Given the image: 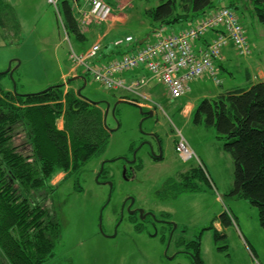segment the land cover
Instances as JSON below:
<instances>
[{
	"label": "rangeland",
	"instance_id": "374dc122",
	"mask_svg": "<svg viewBox=\"0 0 264 264\" xmlns=\"http://www.w3.org/2000/svg\"><path fill=\"white\" fill-rule=\"evenodd\" d=\"M5 1L13 6L20 22L21 39L18 37L10 42L0 36V81L4 88L13 89L15 86L18 93L27 94L64 83L68 89L83 86L82 95L92 101H108L111 98L109 94L115 92L117 97L123 94L131 96L136 102L147 105L145 107L159 105L161 115L173 128V132L184 137L194 152L193 158L188 161L172 158V152L161 160H154L150 155L149 145L143 144L137 151L134 164L138 169L132 179L123 176L121 159L107 162L105 167L113 174H109L111 177L108 178L113 181L109 200L110 185L96 180L102 160L115 157L128 160V157L133 156L132 147L136 149L143 140L148 139L145 135L148 120H144L140 127L142 113L137 104L120 102L115 114L110 109L107 116L109 125L117 126L119 122L120 127L113 132L102 155L88 162L77 179L58 185L64 176V173H60L53 180L59 187L53 199L49 194L48 202L53 203L54 216L61 222V236L56 241L55 254L43 264H196L195 249L178 252L174 245L169 249L165 246V238L163 240L162 237L165 235L167 238L169 234L167 224L158 223L159 232L156 233L150 219L131 220L127 210L116 235L105 236L100 228L101 215L105 232L115 231V219L122 201L128 195L134 197L135 207L146 210L151 208L157 215L178 223L175 236L179 235L180 228H184L187 239L196 236V240L200 241L203 264L264 262V229L259 221L258 208L248 199L229 194L234 181V162L231 155L223 149V140L217 137L213 126L204 122L196 123V110L192 115L180 110L184 100L189 102L190 99L198 103L203 97L215 96L222 88L246 85L245 67L248 65V58L252 68L258 63L264 64V24L254 15L251 1L236 0L239 6L236 8L231 4L234 0H214V7L223 4L233 7L248 31L250 44L257 41L259 47H251V57H234L232 66L227 68L229 72L218 70L223 80L221 85H216L211 80L202 83L195 81L190 84L192 91L178 99L171 98L169 91H165L164 86L156 79L149 84L150 89L130 82H125L124 86L117 87L116 90L106 89L91 75L86 76V83L82 79L68 82L83 67L73 60V52L86 54L96 43L101 45L104 40L97 38L96 33L109 24L112 13L106 14L102 20L91 16V21L105 25L101 29L97 23L85 25L86 39L79 40L64 26L61 0L55 3H50L49 0ZM107 1L117 7V12L123 14L119 20L128 21L126 26L118 28L119 31L121 29L120 37L131 34L142 38L150 34V22L144 11L157 5V2ZM243 6L246 14L251 15L250 18L242 17ZM94 26L98 27L95 29ZM180 27V24H176L172 29L177 31ZM151 38L150 36L148 39ZM108 39L104 45L102 43L103 52H108L107 48L112 47ZM125 45L126 42L122 47ZM99 54L93 59L98 58ZM88 61L92 64V57ZM10 63L11 69H14L12 75L4 72ZM134 73L135 71H126L123 78L127 81L126 76ZM126 86L131 87V90H123ZM98 105L103 109L105 117L107 106L103 103ZM59 125H64L63 119L59 120ZM172 149L177 153L174 146ZM194 167L197 172L193 182L197 188L182 190L184 185L180 173ZM201 169L205 173L203 176ZM105 178H100V181ZM227 217L231 218V223L226 221ZM150 232L154 234L151 235ZM248 246L257 248L262 254L261 259L256 250L251 253Z\"/></svg>",
	"mask_w": 264,
	"mask_h": 264
},
{
	"label": "trees",
	"instance_id": "16d2710c",
	"mask_svg": "<svg viewBox=\"0 0 264 264\" xmlns=\"http://www.w3.org/2000/svg\"><path fill=\"white\" fill-rule=\"evenodd\" d=\"M147 1L157 2L144 11L152 30L186 26L216 8L214 0ZM250 1L254 15L264 24V0ZM75 2L82 5L84 0H61L62 19L68 30L84 40L86 32ZM231 4L239 8L238 1ZM0 36L10 42L21 39L20 22L5 0H0ZM122 44L116 46L123 50ZM130 45L140 46L139 39L135 37ZM112 94L113 101L117 94ZM119 97L133 99L125 94ZM199 102L194 109L196 123L215 128L234 162L229 194L255 205L264 229V80L249 87L224 88ZM98 104L66 89L64 83L21 94L14 87L4 88L0 81V264H43L55 254L61 222L54 216L49 194L53 199L59 184L77 179L83 167L106 150L114 132L108 120L104 123ZM62 118L64 125L60 127ZM196 172L194 167L180 173L182 190L197 188L193 182ZM60 173L64 176L54 184ZM195 245L196 264H203L200 241Z\"/></svg>",
	"mask_w": 264,
	"mask_h": 264
},
{
	"label": "built area",
	"instance_id": "2783aa9c",
	"mask_svg": "<svg viewBox=\"0 0 264 264\" xmlns=\"http://www.w3.org/2000/svg\"><path fill=\"white\" fill-rule=\"evenodd\" d=\"M49 1L57 2V0ZM86 2L89 9H81L80 13V21L83 24H89L92 17L102 20L106 14H111V6L103 0H86ZM224 22L228 23L230 34L239 46L240 52L246 53L248 51L247 42L235 14L228 9H220L180 32H168L161 28L155 32L151 42L136 52L125 54L97 66L90 64L88 59L90 57L93 59L97 55L101 48L100 43H96L86 54L73 52L72 57L73 60L78 61V64L83 65L84 71L90 73L94 80L108 88L124 86V80L117 75L139 64H145L151 73L163 82L172 97H180L190 91L192 80L212 72L214 59L220 56L223 44L221 38H218L207 48H202L199 53H196L192 41L212 27ZM127 40H131V36ZM214 79L218 82L216 78ZM139 83L135 82L137 85ZM177 151L183 160L194 156L193 150L183 138L177 144Z\"/></svg>",
	"mask_w": 264,
	"mask_h": 264
},
{
	"label": "flooded vegetation",
	"instance_id": "af4514ba",
	"mask_svg": "<svg viewBox=\"0 0 264 264\" xmlns=\"http://www.w3.org/2000/svg\"><path fill=\"white\" fill-rule=\"evenodd\" d=\"M110 96H112V94H109ZM111 98L108 99V101L110 102L111 106H112V102L110 100ZM159 105H154L152 107H144V114H142V117H146L144 120H148V125L147 128L145 129V135H147L148 139L143 140L144 144H148L149 145V150H150V155H151V146L153 147V150L155 151V153L157 154L159 152V143H161L163 145V156H161L159 159L161 160L162 158H165L168 154H170V152H172L171 155L172 158L177 159L178 161H181L180 157L178 156L177 153H175L172 149L173 146L175 148V141H176V134L173 132V128H171L169 126V124L166 122V120L163 118V116L160 113V110L158 108ZM161 107V106H160ZM151 144V145H150ZM172 149V150H171ZM151 157L154 160H157V157H154L151 155ZM131 160L132 157H128ZM123 161V166H126V173L125 175L123 174V176L126 179H132L133 174L137 171L138 167L135 166V164H131L130 162H126L125 159H121ZM104 160H102L103 162ZM101 162V163H102ZM106 164V163H105ZM106 169L105 165H104V169L101 173V175L103 176V178H105V176H110L113 175L112 173H110V170L107 171L106 174H103L104 170ZM124 170V167L122 168ZM107 170V169H106ZM187 171V170H186ZM98 173V172H97ZM122 173V172H121ZM110 174V175H109ZM111 177V176H110ZM104 181H108V180H112V179H102ZM113 189V188H112ZM130 195L126 196V198H124V200L122 201V204L120 206V211H119V217H117L115 219V223L113 226V229L115 231L113 232H109V233H105V236H109L112 237L114 235H116L118 228L120 227V225L123 223L124 218H125V212L127 210V212L129 213L130 210H134L135 209V213L134 218H141L138 209L139 207H135L134 204L130 207V209H128V206L130 205V198H128ZM148 211L154 212L156 215L155 217H153L150 213L146 214ZM123 213V217H121V214ZM137 214V216L135 215ZM143 214H146V217H144V220H148L150 219V223L153 224V226L156 228L157 232H159V227H158V223H160V225L162 224H167L169 226V234L167 236V238L165 237V235H163V240L165 238V243L167 246V248H171L172 245H174L177 249L178 252H184V251H189L191 249H195L196 250V236H191L189 239H187L184 236V228H180V233L179 235L175 236V232L176 230H178V223L168 220V218L164 217V216H159L157 215L156 211H154L153 209L149 208V209H145V212ZM142 219V218H141ZM149 234L153 235L154 233L150 232ZM195 255V252H194Z\"/></svg>",
	"mask_w": 264,
	"mask_h": 264
},
{
	"label": "crops",
	"instance_id": "0c3cea01",
	"mask_svg": "<svg viewBox=\"0 0 264 264\" xmlns=\"http://www.w3.org/2000/svg\"><path fill=\"white\" fill-rule=\"evenodd\" d=\"M107 1V0H106ZM108 2V1H107ZM110 3V2H109ZM111 4V3H110ZM114 8V11H113V16L111 18V21L109 22V24L106 26L104 23H101L100 24V27H98L99 29H101V26L105 25V28L104 30H100V31H97L96 33V36L97 38H102L104 41H102L103 45H104V42L107 38H109V43L112 44V47H108L107 50L108 52H103L102 50L104 49V47H102L101 49V53H100V56L99 58L101 60H108V59H111V58H114L116 56H119L121 55L123 52H126V51H129L132 49V45H125L123 50L120 48V47H115L116 45L113 43L115 39L117 38H120L119 34L121 33V29L120 31L118 30V28H122L123 26H126L128 21H121L119 20V18H121V16L123 15L122 13H119L117 12V7L114 5V4H111ZM242 17L245 19L246 17L247 18H250L251 15L250 14H246V10L243 6V9H242ZM95 27V26H94ZM95 27V29H96ZM115 31V33H114ZM246 32H247V35H248V31L246 29ZM127 35H131V34H127ZM214 36L213 33H210L207 35L208 38H211ZM102 45V46H103ZM115 45V46H114ZM258 45V42H253L251 47H254V48H258L259 45ZM121 49V50H120ZM120 50V51H119ZM251 54L250 53L249 55L247 56H239L237 55V52L235 51V48L233 46L232 43H229L223 50V57L222 59L219 60V62L217 63L219 66H220V71L224 70V71H228L227 68H229L230 66H232V63H233V60H234V57H251ZM247 62V67H245V77H246V80H247V84L244 85V86H235V87H249L251 85V83L253 82H256V81H260V80H264V64L262 63H258L257 66L255 68H252L250 65H249V58L248 60L246 61ZM250 62L252 63V60H250ZM135 73L134 74H131L129 76H126L127 78V81L129 82L130 80L140 76L141 74H148L147 71L143 70V69H140V70H134ZM149 75V74H148ZM153 80V79H152ZM151 80V81H152ZM205 80H211L213 83L214 81L208 77H203V78H200V79H197L196 81H199V83H202L204 82ZM151 83V82H150ZM194 83V82H193ZM222 83H223V80H222ZM221 83V84H222ZM215 84V83H214ZM220 84V85H221ZM145 89H150L149 85L145 86L144 87ZM229 88H233V87H228L227 89ZM224 89V88H222ZM221 89V90H222ZM125 90V89H124ZM204 98V97H203ZM200 100V99H199ZM197 103L191 101L189 99V102L186 103L185 107H184V110L183 112L185 114H190L192 115L194 109H195V106H196ZM61 127V125H60ZM63 127V126H62ZM245 243H246V239H245ZM247 244V243H246ZM248 245V244H247ZM250 246H248V249L251 251V253H253V251L256 252V254L259 256V258L261 259V253L258 252L257 248L254 249V247L252 248H249ZM260 264H264V262L262 260L259 261Z\"/></svg>",
	"mask_w": 264,
	"mask_h": 264
},
{
	"label": "water",
	"instance_id": "95a60500",
	"mask_svg": "<svg viewBox=\"0 0 264 264\" xmlns=\"http://www.w3.org/2000/svg\"><path fill=\"white\" fill-rule=\"evenodd\" d=\"M143 41H144V39L140 40L141 43H142ZM11 63H12V62H11ZM11 63L9 64L8 69H7L6 71H4V72H5V73L10 72V74L12 75L14 69H11ZM19 63H20V61H19ZM0 73H1V72H0ZM76 79H77V80H81V79H82V80L84 81V83H86V81H87L86 76H84V75H82V74H78V75L73 76V78H70L68 82H72V81H74V80H76ZM50 87H51V86H50ZM48 88H49V87H48ZM82 88H83V86L80 87V88H78V95H80V96H82ZM14 89H15V86H14ZM91 101H92V100H91ZM93 102H104V103H106L107 111H106V114H105V117L103 118V120H104V123L107 124L106 119H107V116H108V113H109V110H110V105H111L110 102H109V101H106V100H103V101H93ZM120 102H129V103L137 104V105L140 107V111H141V113H142V114L145 113L144 110L142 109L141 105H140L139 103H137L136 101H132V100H130V99H125V98H120V99H118L117 101L114 102V104H113V106H112V108H111L113 114L115 113V109H116L117 105H118ZM145 118H146V117H143V118H142V120H141V122H140V127H142L143 120H144ZM119 126H120V124H119V122H117V126H116V127H113V128H110V129H111V130H117V129L119 128ZM143 144H144V143H142L141 145H139V146L134 150L132 160H125V161H126V162H130V163H134V162L136 161V159H137V158H136L137 151L139 150V148H140ZM150 145H151V144H150ZM151 154L154 155V156H156V157H161V156H163V145H162L161 143H159V152H158L157 154L155 153V151L153 150V147L151 146ZM122 158H123V157H122ZM117 159H118V157L103 161V162L101 163L100 169H99V171H98V173H97V175H96V180L99 181V176L101 175V173H102V171H103L104 163H105L106 161H115V160H117ZM123 159H124V158H123ZM126 170H127V169H126V166H124V170H123V174H124V175H125V173H126ZM103 183H105V184H109V185H110V193H109V200H110V198H111V193H112L113 181L108 180V181H103ZM128 198L131 199V203H130V205L128 206V209H130V207L134 204L135 199H134V197H132V196H129ZM109 200H108V201H109ZM137 209H138V212H139L141 218L146 217V214H148V212H147L146 214H143V213L145 212V209H144V208H137ZM133 213H135V209H134V210H130V214H133ZM151 215L155 217V214H154L153 212L151 213ZM121 217H123V213L121 214ZM100 228H101V231L105 234L104 229H103V227H102V215H101V217H100Z\"/></svg>",
	"mask_w": 264,
	"mask_h": 264
}]
</instances>
